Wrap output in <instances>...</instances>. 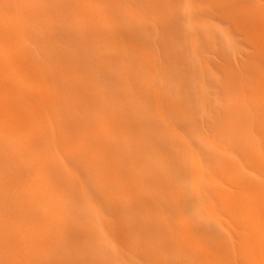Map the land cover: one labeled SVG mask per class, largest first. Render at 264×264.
<instances>
[{"label":"bare ground","instance_id":"bare-ground-1","mask_svg":"<svg viewBox=\"0 0 264 264\" xmlns=\"http://www.w3.org/2000/svg\"><path fill=\"white\" fill-rule=\"evenodd\" d=\"M21 1V11L26 18L23 24L17 22L16 15L12 12L11 0H0V209L8 207V191L16 190L19 177L26 178V185L29 183V177L24 176L19 168L23 153L30 155L28 160L24 161L31 171L47 167L49 148L54 149L57 156L64 152L71 157L70 160L74 159L77 163H81L84 156H90L105 179L104 189L111 191L112 181H116L121 187L120 191L125 192L128 220L135 217L133 202L129 200L137 203L142 199L140 185L144 174H147L150 195L165 200L170 206L168 211L172 208L168 200H176V193L184 198L186 209L183 216L173 210L167 221L168 233L160 237L163 244H168L172 249L169 257L176 259L177 264H223L228 261L229 264H237L236 258L241 264H264L263 181L260 179L261 184L256 178L245 177L246 168L243 163L241 168V165H233V162L229 161L230 167L233 165L229 173L225 155L213 150L216 141L222 150L235 146L237 156L243 159V162H252V166L264 174V151L256 145L253 137L255 131L264 136V0H217L215 3L216 8L221 11V16L229 23L230 27L227 29L235 36L239 50L235 56L222 53L219 56V53L217 55L214 52L216 49H213V56L210 57L206 70V80L208 84L210 80L213 84L214 78H217L215 84L223 95L219 102L213 100L211 103L202 104L199 108L201 115L198 114L194 119L191 106H174L171 103L166 83L153 85L155 90L162 91L161 99L154 100L153 97L147 96L150 102L161 101L173 115L182 116L180 123L183 125L192 121L198 128H209L210 139L205 142L209 152L205 150L202 153L206 165L205 177L200 184L201 190L203 189V202L209 201L219 209L225 208L227 224L231 225L234 220V224L240 229L234 232L241 238L239 246L233 250L236 258H229L226 250L224 253V248H221L222 237L210 233L209 222L218 223V220L215 221L217 216L212 219L205 218L203 208L198 207L199 202L194 200L195 184L190 187V182L179 177L176 180V188H173L164 186L158 180V175L164 171L160 161L162 158L158 155L157 163L150 147L153 146L156 150L159 136H146L139 126L143 123V127L145 125L152 129L158 127L160 120L158 121L151 108L146 113L144 106L140 107L142 103L135 108L128 106V109L126 106L129 102L137 103L145 99V81L140 75L144 65L143 59L134 61V77L130 78L126 71L127 75L125 74V65L120 58L115 57L119 45L113 43L112 38H106L107 31L98 21L93 6L94 4L97 7V4L92 3L87 14L84 10H79L78 4L74 6L66 3V0H57L55 3L60 10H52L47 0ZM85 5L86 3L81 4L83 8ZM112 5L120 8V4ZM37 9L49 13L54 19L57 26L55 33L61 43L54 45L53 40L48 38L47 18L43 22L46 24L43 25V31L36 26L35 22L39 19ZM71 23L84 26L90 40L78 41ZM121 26L122 21L117 14L116 18H113V27L119 36ZM65 33L72 36L73 40L69 44L67 40H63ZM98 34L103 36L96 38ZM127 38L132 39L129 35ZM114 41L119 43L117 39ZM95 45L104 53V60L97 55L96 60L90 52ZM106 46H109L108 50L104 49ZM57 48L61 50H56ZM125 52L130 53L126 48ZM219 66L223 72H217ZM235 68L238 69L237 72H233ZM123 72L125 78L127 77L126 91L122 87L121 79H118L122 78ZM130 90L137 96L135 99L132 96L126 97L129 101L124 105L123 93H129ZM99 109L105 113L103 121L108 126L107 132L100 136L97 129L102 123L98 121L95 127L96 119H93ZM141 111L148 115L147 121L145 117L140 116ZM119 121L127 122L132 133H116L115 128ZM91 124L95 128L90 126ZM89 135L93 136V141ZM87 146L91 149L97 148L86 153ZM171 153L167 152L165 157L175 159ZM225 171L232 187L227 194L216 179L217 176L221 178ZM45 174L49 177L48 171H45ZM95 175L96 172L92 171V182L98 185ZM9 176H12L11 182ZM160 177L162 178V175ZM30 178L32 179L31 176ZM47 179L44 183L49 186L51 184ZM246 192L250 194L247 207L255 213V219L240 215L239 202ZM210 196H214L218 201ZM119 208L122 206H118ZM139 219V216L135 217L136 221ZM244 229H252V234L246 239L241 235V230ZM131 238L129 235L128 239ZM142 241L144 248L149 247L144 238L138 244ZM244 243L246 245L243 246ZM138 244L130 248L136 249ZM214 248H217V253ZM249 253H253V256Z\"/></svg>","mask_w":264,"mask_h":264},{"label":"rangeland","instance_id":"rangeland-1","mask_svg":"<svg viewBox=\"0 0 264 264\" xmlns=\"http://www.w3.org/2000/svg\"><path fill=\"white\" fill-rule=\"evenodd\" d=\"M35 1L41 2L42 0ZM47 1L52 10H60V7L55 4L57 0ZM216 1L99 0L98 2V0H66V3L74 6L78 4L79 10H84L87 14H89L91 4H97V7L94 4L93 6L97 12L98 21L107 31L106 38H112L113 41L110 40L119 45L115 57L120 58L122 64L125 65L124 72L126 71L130 78L136 75L134 61L143 59L144 65L140 70V75L145 81V99L137 103H127L129 101L127 98L132 96L135 99L137 96L130 90L129 93H123L124 105L127 103V108L128 106L135 108L142 103L140 107L143 105L146 113L151 108L155 116L158 117V121L160 120L158 127L152 129H148L145 125L143 127V123L139 126L146 136L150 134L159 136L156 145L157 151L154 149L155 147H150L157 163H159V156L162 158L160 161L164 171L158 175V180L164 186L173 188H176V183H178L176 180L179 177L190 182V187L195 184L194 200L199 202L198 207L203 208L205 218L212 219L217 216L215 221L218 220V223L209 222L211 225L209 227L211 232H209L222 237L221 248H224V253L226 250L229 258H236L233 250L239 246L241 238L239 239L234 232L240 231V229L234 224V220L231 225L227 224L228 216L225 208L219 209L209 201L203 202V189L201 190L200 184L205 177L206 165L202 153L205 150L209 152L205 143L210 139L209 128L206 126V128H202V126L198 128L192 124V121L188 125H183L180 123L182 116L173 115L174 113L169 112L161 101L155 103L147 99L148 95L154 100L161 99L162 91L155 90L153 85L160 82L164 85L166 83L171 103L174 106H191L195 119L198 114L201 115L199 108L202 107V104L211 103L213 100L219 102L223 97L219 86L215 84L217 78H214L213 84L211 80L210 84L206 80L208 62L213 56L214 48L216 49L214 52L217 55L219 53V56L221 53L235 56L239 50L235 36L231 35V31L227 29L230 27L229 23L224 20L221 11L215 6ZM82 3H86L85 8L81 6ZM22 4L21 0H11L12 12L16 15L19 24L26 22L25 15L21 11ZM112 4H120V8ZM212 9H217V11L214 12ZM37 10L39 19L35 22L36 26L42 28L43 31V25H46L43 22L47 18L48 38L53 40L54 45L61 43L55 33L57 26L54 19L49 13ZM117 14L122 21L120 36L113 27V18H116ZM71 24L73 25L72 31L79 38L78 41L90 40V35L84 26ZM128 35L132 39L127 38ZM63 36V40H67L68 44L73 40L69 33H65ZM101 36L103 35L98 34L96 38ZM114 39H117L119 43ZM125 48L130 53H126ZM104 49L108 50L109 46ZM56 50H61V48ZM90 52L96 60V55L104 60V53L96 45L90 49ZM133 53L134 55H132ZM64 59L66 60L65 57ZM235 71L237 72L238 69L235 68L233 72ZM124 72L122 78L118 77V79H121L122 87L126 91L128 86L125 85L127 77L125 78ZM217 72H223L220 66L217 68ZM125 110L127 109L125 108ZM140 114L147 121L148 115H144L142 111ZM124 118L125 116L122 119ZM93 119H96L95 127L97 122L101 121L102 124L97 131L99 136L100 134L104 135L108 130V126L103 121L105 113L99 109ZM117 123L116 133L120 135L132 133L127 122L119 121ZM90 126L95 128L92 124ZM260 133L255 131L253 137L256 140V145L264 151V136ZM88 137L93 141V136L89 135ZM84 148L85 145L82 149L84 150ZM96 148L91 149L87 146V151H85L90 153ZM213 150L225 155L229 173L234 164L241 165L242 168L241 163H243L246 168L244 169L245 177L256 178L259 180L258 182L261 179L264 185V174L259 173L252 166V162H243V159L237 156L235 146L222 150L219 142L216 141ZM167 152H172L175 159H171L170 156L165 157ZM48 154L47 167L42 170L39 168L34 171L30 170L29 165L24 161L30 157L28 153H23L19 160V168L23 171L24 176L29 177L27 179L29 183L26 185L24 182L26 178L19 177L16 190L8 191L9 195L6 199L8 207L0 209V264H177L176 259L169 257L172 249L168 244V246L163 244L160 237L168 233L167 221H169L173 210L183 216L184 209H186L184 198L179 197L176 193V200L175 198L168 200L172 205L168 211L170 206L165 200L162 201L150 195L147 174H144L143 178L141 177L140 185L142 199L137 203L132 199L129 200L134 205V216H139L140 219L136 221L134 217V219L128 220L126 218L125 192L120 191L121 187L117 185L116 181H112L113 189L111 191L104 189L105 179L92 162V157L84 156L83 161L77 163L74 162V159L70 160L71 157L64 152L57 156L54 149L49 148ZM229 161L233 162L231 167L230 163L228 164ZM45 171H48L49 177ZM92 171L96 172V184L98 185L92 182L94 180L91 177ZM226 174L227 171L222 176L223 178L217 176L216 179L218 185H222L227 194L232 187ZM46 178L51 185L47 186L44 183ZM8 179L11 182L12 176H9ZM260 183L262 184V182ZM247 194L249 193L246 192L244 197L241 196L240 215L255 219V213L247 207L250 202V194L249 196ZM210 197L215 200L214 196ZM118 206H122V208L118 209ZM136 213L138 214L136 215ZM181 232L183 233V230ZM251 234L252 229L241 230V235L245 239ZM129 235L132 237L131 239H128ZM143 238L147 240L149 247L144 248V241L138 244ZM131 242H133L132 245H130ZM135 244H138V247L131 249L130 246ZM214 250L217 253V248ZM252 254L249 253L253 256ZM236 263L241 264L238 263L237 258ZM223 264H229V261Z\"/></svg>","mask_w":264,"mask_h":264}]
</instances>
